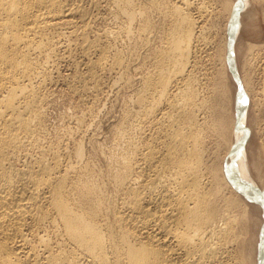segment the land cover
<instances>
[{"label":"bare ground","instance_id":"obj_1","mask_svg":"<svg viewBox=\"0 0 264 264\" xmlns=\"http://www.w3.org/2000/svg\"><path fill=\"white\" fill-rule=\"evenodd\" d=\"M192 1L0 0V264H264V0H215L223 32ZM152 40L107 148L52 137L58 87L117 90Z\"/></svg>","mask_w":264,"mask_h":264},{"label":"rangeland","instance_id":"obj_2","mask_svg":"<svg viewBox=\"0 0 264 264\" xmlns=\"http://www.w3.org/2000/svg\"><path fill=\"white\" fill-rule=\"evenodd\" d=\"M192 1V0H191ZM193 1H195L194 2V4H196V5H199V6H202L203 5V3H204V5H203V7H206V9L205 8H203L204 10H205V12L203 13V16L205 15V13H206V15H205V17H203L202 19L209 25V23H211V21H213V20H211L212 18L215 20L216 18H217V16L216 15H214L217 11H218V9H216L217 8V6H216V1L215 0H193ZM192 1V2H193ZM198 1V2H197ZM197 2V3H196ZM200 2V3H199ZM216 4H215V3ZM205 3H206V5H209L208 7L205 5ZM212 3V4H211ZM213 3H214V5H213ZM211 6H213V7H211ZM211 7V8H210ZM214 9V10H213ZM213 10V11H212ZM194 12L193 13H195V15H198V13H197V11L196 10H193ZM207 11H208V14H207ZM216 11V12H215ZM214 13V14H213ZM213 16H212V15ZM216 18H215V17ZM211 17V18H210ZM156 18V21L159 19V17L158 16H156L155 17ZM208 18H209V20H208ZM220 18H221V20H220ZM218 17L217 19V21L218 22H220L219 23V25H220V27H222V28H218V30L220 29V32H223V28H224V22H225V20H223V18L224 17ZM224 22H223V21ZM208 21V22H207ZM221 21L223 22V23H221ZM158 22H159V20H158ZM222 24V25H221ZM101 27H102V29H105L106 28V25H101ZM106 30V29H105ZM247 35H250L251 33L250 32H247L246 33ZM152 42L153 43H155L154 44V46H153V44L152 43H150V46H144L143 47V45L141 46L140 44L138 45V46H136L137 47V49H135L136 51V54H137V52H138V54L136 55V57L138 58V60L137 59H131L130 60V63L132 62V64H130L129 65V68H128V72H127V68L125 69V73L129 76L130 74V76H129V79H130V82H134V79H135V82L134 83H128V84H122L120 87H123V88H121L120 89V87L119 88H117V90L115 91L112 87H110L109 88V86H110V83L115 79V78H117V74H115V72L117 71V70H112L111 71V68L110 67H108L109 68V71H108V68L104 71L105 73H104V75L105 76H103V81H102V84H101V89H100V91L98 92V93H96L97 95H99V96H96V94L95 95H92V99H91V96H83L82 97V95H78V94H75V93H72V92H70V91H67V89L66 88H64L63 86H60V87H58L57 89V91H56V95H55V97L56 98H54L55 100L53 101V104L52 105H50L49 106V108H48V111H47V116H48V121H49V128H50V133L52 134V137H55L56 135H57V132H58V134L59 133H61L63 130H65L66 128L65 127H67V128H69V127H75V126H77V123L75 122L76 120L75 119H77V118H86V124H87V126L88 127H90L89 128V130L90 131H95L96 132V135H95V139H96V141L97 142H99L100 143V145H102L103 146V148H107V146L111 143V140L113 139V138H111L110 136H112V130H111V128H113V126L114 125H116V123H117V121H119L118 119L121 117L122 118V116H123V114H124V111H125V107H127V105H128V101H130V97H132V95H134L133 93H135L139 88H140V79L147 73V71L151 68V62H152V53L154 52L153 50L158 46V42H157V40H152ZM120 46V48H125V46H126V43H123V46H122V43H120L119 44ZM125 45V46H124ZM214 44H212V48L214 49ZM127 47V46H126ZM141 47V48H140ZM153 47V48H152ZM144 49V51L143 50H141V49ZM151 49V50H149V49ZM211 47L210 46H208V50L212 53H214V50H212V48L210 49ZM146 50V51H145ZM149 51V52H148ZM151 51V52H150ZM143 52V54H141ZM147 52V53H146ZM149 53V54H148ZM212 53V54H213ZM142 56V58H140V57H138V56H140V55ZM145 55H149L148 57L147 56H145ZM147 57V58H146ZM144 58V59H143ZM150 58V59H149ZM148 59V60H147ZM143 60V61H142ZM150 60V61H149ZM138 61V62H140V63H136V62ZM147 62L146 64L148 65H146V64H144L145 62ZM133 62H135V64L133 63ZM210 62V60L208 61V63ZM212 63V62H211ZM144 64V65H143ZM134 65V66H133ZM138 65V66H137ZM143 65V66H142ZM145 65H146V67H145ZM132 66V67H131ZM137 66V67H136ZM211 66V65H210ZM134 67H135V69H134ZM66 68L67 67H63V69H62V72L64 73V74H67L68 72L70 73V70H69V68H67V70H66ZM138 68V69H137ZM144 68H146V69H148V70H146V69H144ZM131 69H134V70H131ZM139 69H141V70H139ZM138 70V71H137ZM145 70V71H144ZM115 71V72H114ZM133 71V72H132ZM136 71H137V73H136ZM108 72H109V75H108ZM139 72V73H138ZM140 72L142 73V75L140 74ZM111 73V74H110ZM113 73V74H112ZM139 74V75H138ZM108 75V76H107ZM111 75H113V76H111ZM126 75V76H127ZM135 75V76H134ZM139 76H141V77H139L140 79H138V77ZM106 76H107V78H106ZM109 76H111V77H109ZM115 76V77H114ZM132 77V78H131ZM135 77V78H134ZM112 78V79H111ZM128 78V77H127ZM134 78V79H133ZM138 79V82L136 81L137 79ZM106 79V80H105ZM106 82V83H105ZM110 82V83H109ZM140 82V83H139ZM229 82H230V85H231V89L234 91V84H233V81L231 80V78H230V80H229ZM109 83V84H108ZM132 84H135V85H133L132 86ZM105 85V86H104ZM128 86V88H127V86ZM139 86V87H138ZM105 87V88H104ZM136 87V88H135ZM107 88V89H106ZM112 88V89H111ZM133 88V89H132ZM135 88V89H134ZM65 89V90H64ZM102 89H104V91L102 90ZM129 89V90H128ZM63 90V91H62ZM102 90V91H101ZM115 92H114V91ZM133 90H135V91H133ZM108 91V92H107ZM117 91H119L118 93H117ZM128 91V92H127ZM59 92V93H58ZM60 92H62L61 94H60ZM69 92V93H68ZM101 92V93H100ZM104 92V93H103ZM107 93H109V94H107ZM116 93V94H115ZM121 93H122V95H121ZM127 93V94H126ZM114 94V95H113ZM120 94V95H119ZM128 94H130L129 95V97H128ZM132 94V95H131ZM57 95L59 96V98L57 97ZM66 95V96H65ZM74 95V96H73ZM119 95V96H118ZM62 96H63V99H62ZM106 96H108V97H106ZM110 96V97H109ZM113 96V97H112ZM126 98H125V97ZM96 97V98H95ZM98 97V98H97ZM112 97V98H111ZM121 97V98H120ZM103 98L105 99L104 101H103ZM120 98V99H119ZM56 99H58V100H56ZM62 99V100H61ZM65 99V100H64ZM94 99V100H93ZM97 99V100H96ZM107 99V100H106ZM113 99H115V101L113 102ZM117 99H118V102H117ZM64 100V101H63ZM81 100V101H80ZM86 100V101H85ZM103 102H102V101ZM109 100V101H108ZM112 100V101H111ZM119 100H121V101H119ZM124 100V101H123ZM126 100H127V103H126ZM57 101V102H56ZM61 102V103H63L62 105H61V103H59V102ZM80 101V102H79ZM93 101H94V103H93ZM98 101V102H97ZM100 101V102H99ZM111 101V102H110ZM65 102V103H64ZM86 102V103H85ZM91 102L93 103V104H91ZM102 102V103H101ZM107 102V104L106 105H104L105 103ZM109 102V103H108ZM122 102H123V104L124 103H126V104H124V105H122ZM79 103V105L77 106V104ZM83 103V104H82ZM90 103V104H89ZM98 103H100V104H98ZM104 103V104H103ZM57 104V105H56ZM105 106L104 107V109H105V112L103 111L104 109H103V106ZM56 105V106H55ZM59 105V106H58ZM70 105H72V107L74 106V109L70 106ZM82 105V106H81ZM93 105V106H92ZM108 105V106H107ZM61 106H63V107H61ZM65 106V107H64ZM70 107V109L72 108L73 110H75L76 112H73V110H71V112H70V110H69V107ZM85 107V109H84V107ZM87 106V107H86ZM94 107V111H93V113H89V115L91 114V117L93 118H91L88 114H87V112L89 111V108L90 107ZM97 106H98V108H97ZM101 106V107H100ZM107 106V107H106ZM123 106V107H122ZM60 108V109H57V108ZM82 107V108H81ZM89 107V108H88ZM67 108V109H66ZM76 108V109H75ZM102 110H100V109ZM125 108V109H124ZM56 109H57V111H56ZM62 109V110H61ZM64 109V110H63ZM80 109V110H79ZM87 109V110H86ZM98 109V110H97ZM58 110L62 113H60V114H56V112L57 113H59L58 112ZM101 111V113H100V111ZM123 110V111H122ZM54 111V112H53ZM56 111V112H55ZM79 113H78V112ZM80 111H81V114H80ZM86 112V114H85V112ZM108 111H110V113L108 112ZM53 114H51V113ZM84 114H83V113ZM104 113V115H102L103 113ZM106 112H107V114H106ZM121 112H123V113H121ZM69 113V114H68ZM75 113V114H74ZM112 113V114H111ZM120 113V114H119ZM51 114V115H50ZM75 116H74V115ZM84 116H83V115ZM106 114V115H105ZM108 114H110V117H109V115ZM122 114V115H121ZM63 115H65V117L63 116ZM70 115V116H69ZM82 117H81V116ZM98 115V116H97ZM120 116V117H116V116ZM51 116V117H50ZM53 116V117H52ZM57 116V117H56ZM58 116H59V118H60V120H57L56 118H58ZM69 116V117H68ZM99 117L98 118V120L100 121H98V120H96V118L97 117ZM102 116V117H101ZM112 116V117H111ZM113 116H115V117H113ZM50 117V118H49ZM64 119H63V118ZM73 117V118H72ZM75 117V118H74ZM107 118L108 120H110V121H108L107 119H105V118ZM58 118V119H59ZM67 118H68V120H67ZM72 118V120H74V121H72L71 122V120L69 121V119H71ZM89 118H91V120L89 119ZM104 118V119H103ZM112 120H111V119ZM114 118V119H113ZM118 118V119H117ZM62 119V120H61ZM88 119H89V121H88ZM96 120L97 122H93L92 120ZM101 119H102V121H101ZM53 120V121H52ZM55 120V121H54ZM57 120V121H56ZM67 120V121H66ZM94 120V121H95ZM64 121H65V123L66 124H62V123H64ZM68 121H69V124H70V122H71V124H70V126L68 127ZM116 121V122H115ZM56 122V123H55ZM60 122V123H59ZM93 123L92 125H91V123ZM99 122V125H97V123ZM111 122V123H110ZM112 122H114V123H112ZM53 123V124H52ZM56 124V125H55ZM59 124V126L57 127V125ZM89 124V125H88ZM52 125H54V126H52ZM62 125V126H61ZM64 125V126H63ZM73 125V126H72ZM97 125V126H96ZM102 127H101V126ZM111 125H113V126H111ZM96 126V127H95ZM56 127V128H55ZM87 127V128H88ZM109 127V128H108ZM111 127V128H110ZM59 128V129H58ZM97 128H100V130L99 129H97ZM52 129V130H51ZM60 129H62V130H60ZM107 129H108V131H109V133L111 134H109L108 133V131H107ZM57 130V132H55ZM105 131V132H104ZM107 131V132H106ZM56 135H55V134ZM101 133H103V134H101ZM107 133V134H106ZM109 134V135H108ZM54 135V136H53ZM104 135V136H103ZM106 135H107V137H106ZM97 137V138H96ZM101 137V138H100ZM104 137V138H103ZM110 137V138H109ZM107 138V139H106ZM109 138V139H108ZM104 139H106L105 140V142H104ZM101 140V141H100ZM109 142V143H108ZM104 143H107L106 144V146H105V144ZM104 144V145H103ZM105 146V147H104ZM102 153L101 152H99V153H96V156H98V158H97V160H99L100 162H102L104 159V157L101 155ZM102 156V157H101Z\"/></svg>","mask_w":264,"mask_h":264}]
</instances>
